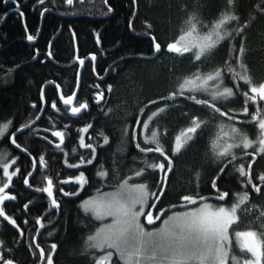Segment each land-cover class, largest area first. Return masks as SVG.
Segmentation results:
<instances>
[{
	"label": "snow or ice",
	"instance_id": "6c2138e0",
	"mask_svg": "<svg viewBox=\"0 0 264 264\" xmlns=\"http://www.w3.org/2000/svg\"><path fill=\"white\" fill-rule=\"evenodd\" d=\"M44 2L35 0L34 7L44 8ZM130 2L136 4L137 0ZM3 3L8 7L9 0H3ZM63 3L72 6L74 0H63ZM102 3L108 5L103 15L113 12L109 0H102ZM11 4L14 7H9L7 12L0 15V20L9 12L21 18L24 16L19 0H11ZM233 4L234 0H227L225 7L230 9ZM256 8L264 17V0H259ZM47 11L44 8L38 14L44 17ZM251 19L254 18L241 22L240 16L225 11L210 27L202 25L209 30L200 35L195 18L189 16L187 30H182L180 36L168 42L166 49H162L157 37L151 35V24L146 23L151 36V51L157 54L166 51L187 58L195 72L177 76L166 95L148 99L147 103L141 101L131 117H125L121 109L114 110L102 104L105 92L96 90L100 89V84L94 85L91 94L82 99L79 95L81 72L78 69L74 76L75 87L69 89L70 94L62 93L59 83L49 81L54 85V97L59 93L58 98L46 97L42 89L39 103L31 106L35 111L29 110L31 114L28 117H14L0 125V143L13 149L12 153L0 160L3 177L0 181V218L15 230V244L23 243L19 237L24 236L23 229L29 221L24 219L21 225L17 222L19 217L10 216L5 211V202L17 201L12 187L13 178L21 179L26 188H33L29 178L35 182L36 175L49 168L46 149L54 145L63 152L61 145L65 143V130L71 131L67 124L59 129L55 122L51 127H36L42 119L38 113H47L49 108L45 105L50 101V110L55 114L61 113L62 104L63 110L73 117L77 114L91 115V109L95 107L99 109L98 116L106 120L126 119L127 123L120 129L121 143H126L128 150L135 151L139 158H133L132 167L127 171L116 159L106 167L108 162L100 161L99 152L104 146L111 147V136L99 131L94 144L91 137L89 142H85V137L81 135L79 148L87 150V156L81 155L77 163L68 164L65 160V164L76 169L78 174L67 179H60L58 174L44 175L43 186L35 188L36 193L46 194V219L54 212L58 217L61 203L56 198L57 193L63 197L78 198L80 190L90 184L92 178L86 175L87 166L96 169L95 177L102 185L113 177L117 178L118 183L113 186V191L100 192L97 189V197L80 202L86 214L90 212L97 219L111 220L84 237L86 264H264V168L258 171L254 168L259 160H264V80L254 83L243 62L245 48L242 38ZM128 26L132 27L131 21ZM72 38L75 39L74 31ZM238 38H241L239 48L235 43ZM34 39L33 35L27 36L29 41ZM100 43L97 34L96 44ZM221 49H226V52L219 63L211 71L203 72L198 65L204 64ZM38 55L39 51L32 58L36 59ZM53 55L51 51L47 53L48 58ZM88 55L89 63L96 60V54ZM74 59L79 66H83L87 58L76 55ZM91 71L96 72L94 64ZM110 71H116L115 63ZM106 90L110 96L113 86L107 85ZM240 101L239 113L225 108L226 104ZM189 107L197 108V113H189L186 110ZM181 108L185 109L181 115L186 118V125L169 138L164 117ZM32 115L36 116L35 120L31 118ZM17 119L21 121L19 124ZM210 125L217 129V133L210 140L206 157L215 166L209 178V194H201V170L196 169L195 190L179 193V204L161 208L160 203L167 195L169 174L174 169V158L190 143H194L199 133ZM91 128L93 123H88L77 131L85 133ZM34 137H39V140L35 141ZM34 143L44 144L45 150L33 148ZM150 155L153 157L151 161ZM25 161L30 167L19 166ZM158 174L159 179H155ZM148 176L154 178L152 185L146 182ZM225 178L228 182H235V190L223 187L221 182ZM229 200L232 203L226 206ZM30 203L21 201L17 205L20 216L30 212ZM156 221H161L159 227L155 226ZM244 221L248 223L243 230H239ZM34 224L44 227L39 216L34 219ZM148 226H152L151 230ZM33 231L40 233L39 228H33ZM48 235L51 236L52 232ZM26 247L33 264H54L52 252L57 249L56 243H51L46 252L37 241V236L32 235ZM0 264H16L13 248L6 247L3 240H0Z\"/></svg>",
	"mask_w": 264,
	"mask_h": 264
},
{
	"label": "trees",
	"instance_id": "16d2710c",
	"mask_svg": "<svg viewBox=\"0 0 264 264\" xmlns=\"http://www.w3.org/2000/svg\"><path fill=\"white\" fill-rule=\"evenodd\" d=\"M19 3L24 12L22 18L14 12H9L3 20H0V125L14 117L21 115L28 117L31 114L29 110L35 111L31 106L39 103L41 90L49 81L59 83L64 94L70 93L69 89L75 87L74 76L77 64L74 57L76 55L87 58L89 53L96 54L99 60L97 69L101 72V76L105 77V81L113 86L112 93L105 103L114 110H123L125 117H131L141 101L147 103L148 99L166 95L173 87L177 76L195 72V68L187 58H180L166 51L153 56L155 53L151 51V36L148 34L146 23L151 24V35H155L162 49H166L168 42L180 36L182 30H187L186 21L189 16L195 18L197 32L200 35L209 30L202 25L210 27L225 11L240 16L241 22L254 18L251 19L250 26L242 38L245 48L243 62L254 83L264 80V17L256 8L259 0H234L230 9L225 7L227 0H137L136 4H132L130 0H109V5L114 10L107 15L102 14L108 6L104 5L102 0H74L72 6L64 4L63 0H45L44 8L48 11L44 17L38 14L44 11V8L34 7L35 0H19ZM9 7H14L11 0L8 7L4 5L3 0H0V15L7 12ZM129 21L132 23L131 28L128 26ZM73 31L75 39L72 38ZM97 34L101 41L99 45L96 44ZM28 35H33L35 39L27 40ZM239 39L241 38L235 42L237 48H239ZM36 40L37 42L34 43L33 41ZM50 42L51 47H49ZM37 51L39 55L33 59ZM49 51L54 54L51 58L47 57ZM225 52L226 49H221L198 67L205 73L211 71ZM114 63L116 71H110ZM17 65L18 70H16ZM91 68L92 66L88 65L82 74L79 95L82 94V90L87 93L89 83L94 80ZM45 95L58 98V94L54 97L53 84L47 86ZM49 103L47 104L49 111L46 113L48 117H45V121L49 122L47 118H53L60 123L61 116L51 112ZM241 104L242 101L230 103L226 104L225 108H232L239 113ZM184 110L181 108L180 111L171 112L164 117L169 138L178 134L186 125V118L181 115ZM186 110L189 113H197L195 107ZM98 112L99 109L94 107L93 110L91 109V115L77 114L72 117L66 113L64 121L73 127V131L68 137L63 152H54L51 147L46 149L49 168L45 171V175L58 174L60 179H67L73 174H78L76 169H71L65 164V160L68 164L77 163L81 155L87 156V150L79 148V136L83 135L85 142H89L91 137V142L95 144L99 131L111 136V147L104 146L99 152L100 161L108 162L106 167L116 159L127 171L132 167L133 158L139 159L135 151L128 150L126 143H121L120 129L127 120L117 118L106 120L98 116ZM34 116L32 115L31 118L33 119ZM20 122L17 119V124ZM88 123H93V128L88 132L78 133L77 130ZM216 133L217 129L210 125L199 133L194 143H190L186 150L174 158V169L169 174L167 195L160 203L161 208L167 209L171 204H179L177 200L179 193H191L195 190L196 169L201 170L199 180V188L203 190L201 194H209V178L215 166L206 157L210 140L215 138ZM32 147L45 150L42 143H34ZM73 149L76 151L73 152ZM0 150L6 153L13 152V149L4 143H0ZM64 153L68 155L65 156ZM152 158L150 155L149 160L151 161ZM19 166L30 167L26 161ZM254 168L257 171L264 168V160H259ZM95 171L92 166H87L86 175L92 179L90 184L80 190L78 198L63 197L62 194L57 193L56 198L61 203L58 217L54 212L53 216H47L46 219L45 210L48 207L46 196L32 190V192L28 191L19 179L21 199L5 202L7 204L5 211L10 216L19 217L17 222L21 225L22 220L29 221L24 227V237H19L23 243L15 244V230L0 218V240L5 241L6 247L13 248L16 264H33L26 245L30 236L37 234L33 228H39V224H34V219L38 216L42 219L41 224L44 225L38 242L46 252L51 243L57 244V249L52 252L54 264H86L83 255L84 237L95 231L100 222L90 212L86 214L81 209L80 202L87 200L93 193H98L97 189L100 192L111 191L118 183L116 177L108 180L105 185L98 183ZM42 176L41 172L36 175L35 182L30 180L33 187L43 186L39 178ZM153 179L152 176H148L146 182L152 185ZM155 179H159V174ZM221 183L223 187L236 189L235 182H228L227 178ZM66 190H68L67 186ZM153 190H155L154 185ZM253 199L255 201V197ZM21 201L24 203L31 201L30 212L26 216H20V211L17 209ZM231 203L232 201L229 200L227 206ZM20 207L22 208V204ZM247 223L244 221L240 229H244ZM49 232H52L51 236L48 235Z\"/></svg>",
	"mask_w": 264,
	"mask_h": 264
},
{
	"label": "flooded vegetation",
	"instance_id": "af4514ba",
	"mask_svg": "<svg viewBox=\"0 0 264 264\" xmlns=\"http://www.w3.org/2000/svg\"><path fill=\"white\" fill-rule=\"evenodd\" d=\"M37 42V40L34 42V43H36ZM90 60V57H87V59H86V62H85V65H83L84 67H83V69H82V74H83V72H84V70L86 69V67L88 66V65H95V67H96V72L95 73H93L94 74V80H92V82H90L89 83V89H88V91H87V93L85 92V91H81V95H80V97L83 99L84 97H87V96H89L90 94H91V91L93 90V86L94 85H96V84H100V89H96V90H98V91H104L105 92V96H104V99H103V101H102V104H106L105 102H107L108 101V99H109V94L107 93V90H106V88H107V85H109L108 84V82H106L105 80V77H102L101 76V72L97 69V64H98V57L96 56V60L95 61H92L91 63H89L88 61ZM76 64H77V62H76ZM80 67L81 66H79L78 64H77V69L76 70H78V69H80ZM82 74H81V78H82ZM80 82H81V80H80ZM81 84H82V82H81ZM81 87V86H80ZM47 88V87H46ZM45 92H46V89H45V91H44V94H45ZM61 92L62 93H64L63 92V90L61 89ZM79 92H80V90H79ZM41 94V93H40ZM58 95H59V93H57ZM66 94H70V93H66ZM80 94V93H79ZM46 97H47V95H45ZM49 106H50V103H49ZM45 107H48L47 105H45ZM60 107H61V109H62V111H61V113H59V114H56V115H59V116H61V122L60 123H58L57 122V120L56 119H53V118H47V119H49V122H46L45 121V117H48L47 116V114L46 113H38V115H40L41 117H42V119H40L39 121H38V123H37V125H36V127H39V128H44V127H51L52 126V123L53 122H55V124L57 125V127L59 128V129H63V126L66 124V122L64 121L65 120V116H66V113L67 112H65L64 110H63V108H64V106L61 104L60 105ZM94 109V107L92 108V110ZM55 114V113H54ZM69 114V116H72L71 115V113H68ZM80 116H81V114H80ZM73 117V116H72ZM36 119V116H34V118H33V120H35ZM67 125L69 126V128L71 129V131H68V130H65V143L64 144H62L61 145V148H64L65 147V145H66V142L68 141V137L70 136V134L72 133V131H73V127H70V124L69 123H67ZM41 135H44V133L43 132H41L40 133ZM49 137H50V133H49ZM34 138H38L39 139V137H34ZM51 138V137H50ZM52 139H55V138H52ZM58 142V141H57ZM52 149H53V151L54 152H57V151H61L60 149H57V148H55V146L53 145V146H50ZM46 174V172H42V175L44 176ZM43 176L42 177H39L40 178V181L42 182L43 181ZM32 179V178H31ZM13 180H14V184L12 185V187H13V190H14V194H16L17 195V200L19 201L20 199H21V197H20V184H19V182H20V180L18 179V178H16V177H14L13 178ZM43 183V182H42ZM37 187H42V186H37ZM34 189H35V187H33ZM27 190L28 191H30V192H32L31 190H29L28 188H27ZM40 195H45L46 196V194H40ZM159 222V221H158ZM22 224H23V220H22ZM40 228V227H39ZM24 230V229H23ZM22 237H24V236H22ZM21 237V238H22Z\"/></svg>",
	"mask_w": 264,
	"mask_h": 264
},
{
	"label": "rangeland",
	"instance_id": "374dc122",
	"mask_svg": "<svg viewBox=\"0 0 264 264\" xmlns=\"http://www.w3.org/2000/svg\"><path fill=\"white\" fill-rule=\"evenodd\" d=\"M1 151V150H0ZM10 153H6V152H0V160H3L4 158H6ZM3 180V177H2V173H0V181ZM113 191V190H111ZM106 192H110V191H106ZM98 196V193H93L91 197H97ZM227 206V205H226ZM180 210H183V209H180ZM170 214V213H169ZM98 221L100 222L99 224V227L101 226L102 223H110L111 220L110 218H103V219H98ZM161 221L157 222L155 224L156 227H159ZM98 227V228H99ZM149 230H151L152 226H148ZM239 230H243V229H239Z\"/></svg>",
	"mask_w": 264,
	"mask_h": 264
},
{
	"label": "water",
	"instance_id": "95a60500",
	"mask_svg": "<svg viewBox=\"0 0 264 264\" xmlns=\"http://www.w3.org/2000/svg\"><path fill=\"white\" fill-rule=\"evenodd\" d=\"M160 53H161V52H160ZM160 53H158V54L155 53L153 56H157V55H159ZM83 67H84V66H81L80 69H79L80 72H81V74H82V69H83ZM80 80H81V77H80ZM80 83H81V82H80ZM50 84H51V83H48V82H47V83L43 86V91H45L46 87H47L48 85H50ZM29 179L31 180V178H29ZM30 190H32L33 192H35V189H34V188H31ZM35 193H36V192H35ZM41 222H42V219H41ZM157 222H158V221H156V223H157ZM39 227H40V224H39ZM43 228H44V227H43ZM43 228H41V227L39 228V229H40V233L42 232ZM40 233H37V241H38V239H39L38 237H39Z\"/></svg>",
	"mask_w": 264,
	"mask_h": 264
},
{
	"label": "bare ground",
	"instance_id": "6f19581e",
	"mask_svg": "<svg viewBox=\"0 0 264 264\" xmlns=\"http://www.w3.org/2000/svg\"><path fill=\"white\" fill-rule=\"evenodd\" d=\"M33 42H35V41H33ZM80 86H81V83H80ZM43 231V230H42ZM41 234V233H40ZM36 236H37V234H36ZM42 264H43V262H42Z\"/></svg>",
	"mask_w": 264,
	"mask_h": 264
}]
</instances>
